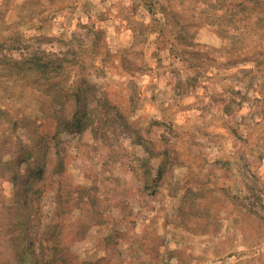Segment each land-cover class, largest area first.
<instances>
[{
	"label": "rangeland",
	"instance_id": "obj_1",
	"mask_svg": "<svg viewBox=\"0 0 264 264\" xmlns=\"http://www.w3.org/2000/svg\"><path fill=\"white\" fill-rule=\"evenodd\" d=\"M83 262L264 264V0H0V264Z\"/></svg>",
	"mask_w": 264,
	"mask_h": 264
},
{
	"label": "trees",
	"instance_id": "obj_2",
	"mask_svg": "<svg viewBox=\"0 0 264 264\" xmlns=\"http://www.w3.org/2000/svg\"><path fill=\"white\" fill-rule=\"evenodd\" d=\"M39 64V68H40V72L43 74V75H47V69L46 68H53L54 69H59L60 68V63L56 64V66H53L55 61L54 60H41V59H38L36 58V60ZM45 78V77H44ZM48 79L47 77L45 78V80ZM46 83V84H45ZM43 83V85H46L47 87H49V89H53L57 86V82H54V81H47ZM61 89V88H60ZM60 89L59 88H55L54 91L55 93H57V95H60L58 92H60ZM59 100L62 98V97H58ZM59 104V102H57ZM60 107V105H59ZM63 108L62 106L60 108L57 109V116L55 115V117H57V121L59 122V126H57V130L61 131L63 128H64V125L67 124V121H66V118H65V115L63 114ZM87 113H85L86 115ZM84 115V116H85ZM71 128L72 127H83V125L80 123V121L78 120L77 123H72V125L70 126ZM69 128V127H68ZM56 130V131H57ZM56 137V133L53 134V138ZM84 264H96L98 262H95V263H87V262H83Z\"/></svg>",
	"mask_w": 264,
	"mask_h": 264
}]
</instances>
